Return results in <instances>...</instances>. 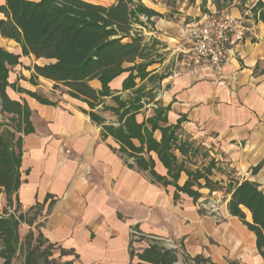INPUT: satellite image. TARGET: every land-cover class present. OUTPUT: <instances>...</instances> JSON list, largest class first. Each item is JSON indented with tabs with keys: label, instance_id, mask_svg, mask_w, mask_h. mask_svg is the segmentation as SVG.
Returning <instances> with one entry per match:
<instances>
[{
	"label": "crops",
	"instance_id": "crops-1",
	"mask_svg": "<svg viewBox=\"0 0 264 264\" xmlns=\"http://www.w3.org/2000/svg\"><path fill=\"white\" fill-rule=\"evenodd\" d=\"M257 1L141 0L161 16H152L151 28H144L143 34L142 30L138 32L145 40H157L159 51L168 54L163 63L150 70L162 73L168 62L172 69L161 81L148 86L154 88L156 96L144 105L137 120L152 116L158 104L170 106L169 124L182 119L183 139L201 144L207 154L202 153L204 159L192 157L196 162L189 163L192 169L214 158V180L226 186L232 177L240 182L248 179L264 191V22L253 12ZM5 3L0 0V6ZM215 11L235 19L228 44L229 60L220 75L212 69L194 74L181 65V52L191 47L190 29L205 13ZM4 18L0 12V19ZM0 47L21 56L9 73V82L16 87L8 86L7 94L29 106L34 127L32 133L23 136V182L18 192L21 210L45 203L34 225H21V240L30 230L36 235L40 232L54 244L53 258L58 262L135 264L130 242L137 226L148 238L159 239L164 245L178 244L180 253L190 258L203 256L212 264H264L255 233L230 214L229 194L215 191L212 195L203 187L197 202L183 192L175 200L173 185L153 183L145 173L127 165L115 151L119 148L116 140L103 138L102 127L86 113L90 108L85 101L71 96L64 87L53 88L52 80L38 77L36 83L31 82L34 65L46 60L24 55L21 45L1 32ZM127 76L123 73L111 82V88L124 98L130 93L122 91ZM91 84L101 88L98 80ZM104 113L108 121H116L113 113L111 120ZM155 137L160 139L161 133L156 131ZM152 155L156 171L166 175V167L155 153ZM187 179L182 172L179 185ZM221 194L225 202L220 210L210 211L209 199ZM2 196L5 200L4 193ZM50 202L53 204L49 209ZM246 212L250 219V212ZM144 242L147 245L148 241ZM60 248L71 253L61 255Z\"/></svg>",
	"mask_w": 264,
	"mask_h": 264
},
{
	"label": "trees",
	"instance_id": "trees-1",
	"mask_svg": "<svg viewBox=\"0 0 264 264\" xmlns=\"http://www.w3.org/2000/svg\"><path fill=\"white\" fill-rule=\"evenodd\" d=\"M0 12L6 16L0 19L1 35L18 42L24 55L33 54L37 59L46 60L44 64L34 65L32 83H36L38 77L52 80L53 88L64 87L68 94L85 101L90 108L86 113L102 127L103 138L111 136L116 140L119 148L115 151L127 165L145 173L153 183L164 187L173 185L175 200L183 192L197 202L202 196L199 189L203 187L211 193L225 191L229 194L230 214L239 217L255 233L258 252L264 259V191L260 185L232 177L224 186L211 178L217 166L214 158L192 169L189 163H196L192 157L207 154L201 144L183 139L182 119L177 124H169L170 106L158 104L152 116L142 122L137 120L144 105L156 96L154 88H148V82L156 83L165 76L148 69L155 62L159 42L147 43L134 29V24L145 26L152 16H161L160 13L141 0H115L110 5L88 0H6ZM253 12L264 22L263 0L257 1ZM141 16H145L147 22ZM20 57L0 47V119L3 121L0 126H4L0 130V195L4 193L7 201L0 212V259L3 264H74L53 258L56 248L40 232L36 235L30 230L21 240V225H34L45 203H36L23 212L18 194L23 182V136L34 131L29 106L12 100L7 94L8 86L16 87L10 84L9 73L20 63ZM123 73H128L122 84V91H130L126 98L111 88V82ZM93 80L101 83L100 89L91 84ZM28 93L50 103L36 93ZM108 97L114 104L105 103ZM105 111H111L116 121H108L102 114ZM156 131L161 133L160 139L155 137ZM152 153L166 167V175L156 171ZM182 172L188 179L181 186L178 181ZM52 204L50 202L49 209ZM246 210L251 214L250 219ZM204 211L207 210L204 208ZM144 240L148 241L145 247L135 248L136 242ZM60 253L66 255L71 251L60 248ZM130 256L136 259L135 264H191V261L212 264L203 256L184 255L181 260L178 250L166 247L159 239L148 238L137 226L131 233Z\"/></svg>",
	"mask_w": 264,
	"mask_h": 264
},
{
	"label": "built area",
	"instance_id": "built-area-1",
	"mask_svg": "<svg viewBox=\"0 0 264 264\" xmlns=\"http://www.w3.org/2000/svg\"><path fill=\"white\" fill-rule=\"evenodd\" d=\"M235 19L226 12H207L198 23L190 29V49L181 52L180 63L187 71L199 74L205 69H212L216 74L222 73L228 62L230 49V32ZM215 193V192H214ZM212 211L217 208L211 203ZM166 247L178 250L174 242H166ZM191 264H196L191 261ZM208 264V263H202Z\"/></svg>",
	"mask_w": 264,
	"mask_h": 264
},
{
	"label": "rangeland",
	"instance_id": "rangeland-1",
	"mask_svg": "<svg viewBox=\"0 0 264 264\" xmlns=\"http://www.w3.org/2000/svg\"><path fill=\"white\" fill-rule=\"evenodd\" d=\"M88 1H91V2H95V3H100V4H104V5H110V4H112L115 0H88ZM141 19L143 20V21H145V22H147V19L145 18V17H141ZM151 26H152V24H151V22L149 23H147L144 27L142 26V25H140V24H138V23H136V24H134V29L136 30V31H139V30H142V34H143V32L145 31L144 30V28L145 29H150L151 28ZM143 37H144V35H142ZM144 40H145V37H144ZM147 43H149V44H151L152 43V41L151 40H145ZM158 45V44H157ZM159 47V45L157 46V49H158V52L156 53L155 52V57H154V59H155V62L151 65V66H149L148 67V69L150 70V68L153 66L154 67V65H156L157 63H163V61L165 60V58L168 56V54L166 53V52H160L159 50H160V48H158ZM171 69H172V67H171V64H170V62H168L167 63V65H165V66H163L162 67V73H157V74H159L160 76L161 75H164V76H166V72H168L169 73V71L171 72ZM167 73V74H168ZM137 82L140 84L141 83V81L139 80V79H137ZM152 82H148V84H147V86H150V84H151ZM129 94V93H128ZM128 94H127V96L126 97H128ZM105 102H107L106 104H109V105H112V104H114V101L112 100V98H110V97H108V98H106L105 99ZM106 116H108V118L111 120L113 117H114V115L112 114V112L111 111H105V113H104ZM3 121H1V119H0V124L2 123ZM9 124H11V123H9ZM3 127L4 126H0V130H2L3 129ZM201 155L202 154H199L197 157L199 158V159H204V158H202L201 157ZM204 155V154H203ZM205 156V155H204ZM207 157V156H206ZM198 159V160H199ZM209 159V158H208ZM211 160V159H210ZM209 160V161H210ZM212 195H215V193H212ZM218 197H216V198H212V199H209V204H208V208L210 209V211H212V209H211V203L212 204H214L215 205V207L218 209V210H220V206L225 202V195H223V194H221V195H217ZM6 205H7V201H6V198H5V200H3V196H2V194L0 195V212H2L3 211V208H5L6 207ZM175 245H177L178 246V248H179V245L178 244H176V243H174ZM146 245V243L144 242V241H141V242H136L135 244H134V246H135V248H137V249H141L143 246H145ZM178 251H179V253H180V248L178 249ZM181 254V259H184V254L181 252L180 253ZM20 260H23V257H21L20 258ZM2 261H0V264H3V263H1Z\"/></svg>",
	"mask_w": 264,
	"mask_h": 264
}]
</instances>
